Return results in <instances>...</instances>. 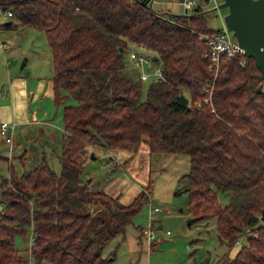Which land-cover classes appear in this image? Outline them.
Returning <instances> with one entry per match:
<instances>
[{
    "label": "trees",
    "instance_id": "trees-1",
    "mask_svg": "<svg viewBox=\"0 0 264 264\" xmlns=\"http://www.w3.org/2000/svg\"><path fill=\"white\" fill-rule=\"evenodd\" d=\"M0 5L13 11L0 31L43 32L54 105L76 101L62 108L59 173L43 155L20 175L11 165L8 177L0 175V264H112L115 253L104 256V249L124 235L151 184L121 204L87 187L76 155L86 145L135 153L144 136L149 153L188 156L190 223L214 218L216 235L229 248L245 230L257 233L227 264H264V81L254 60L241 54L222 55L218 70L210 69L207 39L214 30L198 0L185 13L143 0ZM129 43L154 52L150 58L135 51L161 69L162 79L149 78L145 99L143 81L122 75ZM31 228L35 242L25 256L14 238Z\"/></svg>",
    "mask_w": 264,
    "mask_h": 264
},
{
    "label": "rangeland",
    "instance_id": "rangeland-1",
    "mask_svg": "<svg viewBox=\"0 0 264 264\" xmlns=\"http://www.w3.org/2000/svg\"><path fill=\"white\" fill-rule=\"evenodd\" d=\"M148 3L149 0H143ZM207 19L209 29H223V16L227 13V8H217L221 0H198ZM152 7L159 10L154 3ZM2 40L9 46L4 59L0 51V105L5 98L9 99L7 74L14 73L22 76L37 75L38 79L46 80L53 76V70L49 57V47L43 32L33 28L18 27L16 31H0ZM138 51L150 58L156 54L151 50L142 49L133 44H128L124 53V68L122 75L136 79L139 77V68L135 67L129 54ZM22 64H25L23 69ZM34 72L36 74H34ZM151 74V69L147 70ZM37 79V78H36ZM152 79L142 82V99L146 97V89ZM5 90H3V86ZM264 86V83H263ZM30 101L33 89L29 88ZM187 96V94H185ZM45 94L41 93L38 101L44 103ZM50 116L46 117L50 123L62 126V108L64 105H74L75 99L70 97L64 103L55 106L53 99H50ZM36 105H32L33 109ZM32 113V112H30ZM32 117V116H31ZM45 119V118H44ZM41 123H48L41 121ZM42 126V125H41ZM41 126H30L26 135L18 134L13 136V150L9 155L8 145L2 141L0 143V175L8 177L10 165L14 172L20 175L25 170L32 169L44 155L50 167L56 172H60L58 153L61 131H58L57 139L44 136ZM62 129V128H60ZM43 131V132H42ZM147 148V139L144 136L140 146L128 163L113 166L112 156L107 155V148H102V153H94V160L89 156L83 161L82 176L86 180L87 187L93 190L111 192L115 184H121L120 203L127 204L130 201V194L125 196L128 186L133 182L138 186L146 187L149 183V200L143 204L139 212L132 218L126 226L124 235H117L104 249V256L110 252L115 253L112 264H227L235 256L238 249L246 243V238L239 244L228 247L224 241L218 239L215 230V219H198L190 223L193 218L189 212L188 198L185 190L189 186L186 174L189 172V158L182 153H148L142 148ZM136 160V162H133ZM117 161V160H116ZM89 181V182H88ZM143 184V186H141ZM144 187V188H145ZM219 201L224 204L227 200L220 194ZM0 202V210L2 208ZM158 211L153 212V232L155 238L148 241L144 229L149 226V211L153 208ZM156 220V226L154 221ZM169 232V233H167ZM30 230L26 234H17L14 238V245L20 250L22 255L27 256ZM112 258V257H108ZM30 264H35L31 261ZM44 264H50L45 262Z\"/></svg>",
    "mask_w": 264,
    "mask_h": 264
},
{
    "label": "crops",
    "instance_id": "crops-1",
    "mask_svg": "<svg viewBox=\"0 0 264 264\" xmlns=\"http://www.w3.org/2000/svg\"><path fill=\"white\" fill-rule=\"evenodd\" d=\"M152 3L156 5V7L159 10H168L173 13H184V10L182 8V5L179 3L178 0H155ZM151 3V6H152ZM1 22V21H0ZM4 59H6V52H2ZM50 56V54H49ZM25 64H22V67L20 69H23ZM34 74H36L34 72ZM37 78V79H36ZM7 84L8 90H6V93L9 94V99L5 98V101L3 104L0 105V122L2 121H14L16 123V129H15V136L17 133L26 135L29 132L30 126H41L45 125L42 130L44 136H49L52 139H57L58 131H61L63 136V126H55L46 117L50 116V110H51V102L50 99H53V91H52V77L46 79V80H40L38 79L37 75L29 76L28 74L21 75L14 73V75L11 77V74H7ZM3 86V90H5V86ZM33 89L31 99L30 101L27 100V97L29 96V88ZM41 93H44V99L45 105L42 102H39V96ZM39 103L36 107L33 109L31 108L32 105H36V103ZM32 112V113H30ZM32 116V117H31ZM45 118V119H44ZM41 121H45L48 123H41ZM62 128V129H60ZM14 136V134H13ZM62 139V138H61ZM14 140V139H13ZM3 141V139L0 138V143ZM61 142V141H60ZM60 144V143H59ZM103 147L95 146V145H86L82 151H80L76 155V160L82 164L83 161L87 160L90 156L91 159H95L94 153H102ZM144 151H148L147 148H142ZM107 155L112 156L114 158H111L113 162V166L120 165L122 163H128L127 159H130L133 157L132 154L129 152L123 151V150H114L109 151L107 150ZM149 153V152H148ZM10 155V154H9ZM117 160V161H116ZM133 162H136V160H133ZM83 165V164H82ZM143 186V184H141ZM128 187L127 193L124 195L127 196L130 194V203L134 197L141 191L140 186H138L135 183H131L129 186L127 183L124 184V188ZM145 187V186H144ZM121 184L117 183L115 184L114 189L109 192L108 194L113 197H121ZM127 203V204H128ZM156 224V220L154 221ZM156 226H159L156 224Z\"/></svg>",
    "mask_w": 264,
    "mask_h": 264
},
{
    "label": "built area",
    "instance_id": "built-area-1",
    "mask_svg": "<svg viewBox=\"0 0 264 264\" xmlns=\"http://www.w3.org/2000/svg\"><path fill=\"white\" fill-rule=\"evenodd\" d=\"M155 0H149L148 3H152ZM215 1V0H214ZM182 5V8L185 12L190 11L192 8L197 6V0H183L179 2ZM202 6V5H201ZM217 7V5H216ZM13 16V11L10 8H5L0 5V21L3 22L5 19H8ZM208 45V53L206 57L209 59L210 62V69L218 70L220 57L226 56L227 58H231L237 54L242 55V49L236 42L235 38L233 37L232 33L226 29L223 25V29L215 31L211 36H208L207 39ZM9 49V46L5 40L1 39L0 36V51L6 52ZM130 59L133 61L135 67L139 68V78L141 81H147L149 78L153 77L155 79H162L161 69L159 66L153 65L151 60L145 57L142 54H138L135 51L130 52L129 54ZM151 69V74L147 73V70ZM205 92L209 94L208 99H205L206 102L210 101V94L211 89L205 87ZM16 129V123L14 121H2L0 122V137L9 145L8 151L9 153L12 152V144H13V134ZM158 211V208H153L149 211V226L148 228L144 229V233L146 234L147 240H153L155 238L153 232V212ZM169 233V232H167ZM257 235L256 232H252L249 229L245 230L244 234H241L235 241L236 244H239L247 237ZM35 242V235L31 228L30 230V239L28 241V251L30 250L31 246Z\"/></svg>",
    "mask_w": 264,
    "mask_h": 264
},
{
    "label": "water",
    "instance_id": "water-1",
    "mask_svg": "<svg viewBox=\"0 0 264 264\" xmlns=\"http://www.w3.org/2000/svg\"><path fill=\"white\" fill-rule=\"evenodd\" d=\"M217 8H227L222 18L224 26L242 49V55L254 60L264 81V0H221ZM260 220L264 224V212Z\"/></svg>",
    "mask_w": 264,
    "mask_h": 264
}]
</instances>
